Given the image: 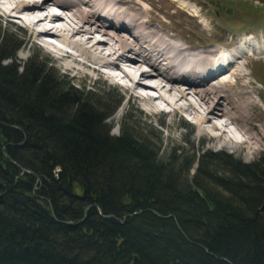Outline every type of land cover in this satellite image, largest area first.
<instances>
[{
    "label": "trees",
    "instance_id": "obj_1",
    "mask_svg": "<svg viewBox=\"0 0 264 264\" xmlns=\"http://www.w3.org/2000/svg\"><path fill=\"white\" fill-rule=\"evenodd\" d=\"M19 47L0 29V264H264V157L161 161L130 119L110 135L115 90L64 83L38 52L19 73Z\"/></svg>",
    "mask_w": 264,
    "mask_h": 264
},
{
    "label": "bare ground",
    "instance_id": "obj_2",
    "mask_svg": "<svg viewBox=\"0 0 264 264\" xmlns=\"http://www.w3.org/2000/svg\"><path fill=\"white\" fill-rule=\"evenodd\" d=\"M139 1L0 0V16L16 18L64 63L65 70L101 75L136 95L149 113L165 112L162 105L171 114L186 113L198 137L253 157L264 145V132L256 127L264 115L241 83L245 75L238 68L248 59L258 61L264 51L250 44L233 48L230 64L213 74L221 49L198 53L200 44H188L182 32L142 9ZM244 49L256 53L247 55ZM231 76L236 77L235 84L228 82ZM251 107L257 109L256 117H249ZM228 126L237 135L226 131Z\"/></svg>",
    "mask_w": 264,
    "mask_h": 264
},
{
    "label": "rangeland",
    "instance_id": "obj_3",
    "mask_svg": "<svg viewBox=\"0 0 264 264\" xmlns=\"http://www.w3.org/2000/svg\"><path fill=\"white\" fill-rule=\"evenodd\" d=\"M110 1L112 3L113 0ZM140 3L142 9L152 11L163 22L169 24L173 30L182 32L188 44H200L201 48L198 53L216 51L213 49L219 51L229 45H232L233 48L241 47V45L234 46L233 42L230 43L231 38L235 43L240 39H251L252 47L257 48L258 51H264V0H149L148 3ZM130 4L132 5V2ZM228 11L230 13H227ZM157 27L158 25L155 28L157 29ZM0 29L11 35L20 45L12 59L5 62V64L11 63L13 67H18L19 73L34 52H38L51 62L52 73L63 77L64 83L71 80L80 88L94 87L101 97H107V89L115 90L122 98V102L116 113L107 121L110 135L118 136L123 126H127V118L130 119L132 122L130 128L133 131L154 138L151 144L155 150L161 149L159 157L161 161L168 159L171 150L175 148L189 153L200 150L223 151L245 164L254 163L264 157V145L253 157H246L245 150L221 149L220 146L213 145L214 143L208 137L196 135V127L186 113L168 114L164 105H162V109L165 112L149 113L144 110L142 102L136 95L125 92L118 84L109 82L101 75L65 70L64 63L60 60L56 61L52 55L54 53L50 50L46 48L44 50L14 17L4 19L0 16ZM168 31L172 33L171 29ZM225 32H231L233 37L225 35ZM175 40L181 44L179 38L176 37ZM190 48L192 50V47ZM71 53L75 54L72 51ZM252 53L255 55L256 51H252ZM260 58L255 62L249 59L241 62L238 69L241 74L245 75L241 83L247 86L246 91L251 94L257 109L264 115V54ZM228 82L235 84L236 77H229ZM142 92L140 93L142 94ZM150 94L156 95L155 93ZM127 100L128 102H126ZM155 104H159L158 101ZM257 109L251 107L248 113L249 117H256ZM256 127L264 132V120L257 119ZM226 131L229 132V130ZM239 138L240 135L237 139Z\"/></svg>",
    "mask_w": 264,
    "mask_h": 264
},
{
    "label": "water",
    "instance_id": "obj_4",
    "mask_svg": "<svg viewBox=\"0 0 264 264\" xmlns=\"http://www.w3.org/2000/svg\"><path fill=\"white\" fill-rule=\"evenodd\" d=\"M83 194V190L78 188V187H75L74 188V195L75 196H81ZM134 261H136V257L134 258Z\"/></svg>",
    "mask_w": 264,
    "mask_h": 264
}]
</instances>
